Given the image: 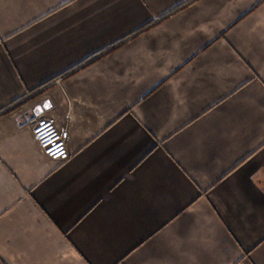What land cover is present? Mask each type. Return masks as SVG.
I'll return each mask as SVG.
<instances>
[{
	"label": "crops",
	"instance_id": "crops-1",
	"mask_svg": "<svg viewBox=\"0 0 264 264\" xmlns=\"http://www.w3.org/2000/svg\"><path fill=\"white\" fill-rule=\"evenodd\" d=\"M0 264H264V0H0Z\"/></svg>",
	"mask_w": 264,
	"mask_h": 264
},
{
	"label": "built area",
	"instance_id": "built-area-1",
	"mask_svg": "<svg viewBox=\"0 0 264 264\" xmlns=\"http://www.w3.org/2000/svg\"><path fill=\"white\" fill-rule=\"evenodd\" d=\"M32 132L45 155L59 161L70 158L69 131L59 126L54 117L42 114L34 118Z\"/></svg>",
	"mask_w": 264,
	"mask_h": 264
},
{
	"label": "trees",
	"instance_id": "trees-1",
	"mask_svg": "<svg viewBox=\"0 0 264 264\" xmlns=\"http://www.w3.org/2000/svg\"><path fill=\"white\" fill-rule=\"evenodd\" d=\"M193 1V0H192ZM191 1H189V2H187V3H190ZM181 7H179L178 9H180ZM178 9H176V10H178ZM151 26V24H149V25H147L145 28H143L141 31H144V30H146L147 28H149ZM37 94H35L34 95V97L35 96H37V95H39L41 92H36Z\"/></svg>",
	"mask_w": 264,
	"mask_h": 264
},
{
	"label": "water",
	"instance_id": "water-1",
	"mask_svg": "<svg viewBox=\"0 0 264 264\" xmlns=\"http://www.w3.org/2000/svg\"><path fill=\"white\" fill-rule=\"evenodd\" d=\"M33 116H31L30 118H32Z\"/></svg>",
	"mask_w": 264,
	"mask_h": 264
}]
</instances>
